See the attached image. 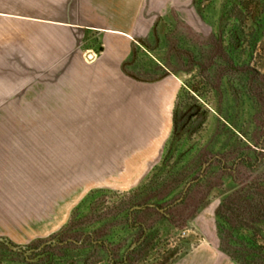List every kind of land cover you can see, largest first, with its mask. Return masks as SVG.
Wrapping results in <instances>:
<instances>
[{"label": "crops", "instance_id": "0c3cea01", "mask_svg": "<svg viewBox=\"0 0 264 264\" xmlns=\"http://www.w3.org/2000/svg\"><path fill=\"white\" fill-rule=\"evenodd\" d=\"M146 5L0 0L1 151L22 155L24 168L39 170L43 183L57 179L60 189L45 219L34 218L45 227L40 233L59 235L92 192L137 189L163 158L183 84L171 72L145 79L135 66L136 46L146 37L141 30L155 22ZM88 51L96 61L86 60ZM4 201L2 194L0 224ZM36 233L28 232L34 239ZM174 264L239 263L216 241Z\"/></svg>", "mask_w": 264, "mask_h": 264}, {"label": "rangeland", "instance_id": "374dc122", "mask_svg": "<svg viewBox=\"0 0 264 264\" xmlns=\"http://www.w3.org/2000/svg\"><path fill=\"white\" fill-rule=\"evenodd\" d=\"M212 1L201 16L193 0H146L145 14L156 16L152 17L155 22L151 29L146 26L141 30L146 37L140 46H136L135 66L145 79L171 72L180 78L183 85L177 104V134L171 139L163 162L149 175L141 189L129 193L92 194L73 214L63 233L48 236V232L40 233L45 227L36 219H45L44 215L53 210L60 191L58 180L51 179V185L46 181L43 183L38 176L39 170L23 167L27 163L22 155L17 158V155L2 152L0 147V196L3 194L5 198L0 237L9 239L11 246L19 248L15 250L0 242V264H72V261L82 264L92 254L89 263L127 264V253L145 237L147 227L153 228L156 249L135 264L175 261L201 243L217 241L220 247L215 213L224 198L223 193L233 186L230 174L221 181L224 183L221 189L212 190L210 202L190 221L172 217H178L185 210V204L176 205L186 195L189 185L203 176L216 156L221 158L218 153L228 149L223 150L225 145L231 144L227 140V129L236 132L241 140L240 148L250 146L252 152H264L255 143L264 138V113H261L255 99L248 100L242 92L238 93L241 87L237 75L225 76L218 90L202 83L209 72L205 57L210 61L212 55L209 47L206 44L201 47V43L217 31L223 3V0ZM170 12L174 16L167 20L166 33L171 34L180 22L185 25L178 30L182 44L175 48H170L162 33L159 36L153 34L155 23L166 19ZM158 62L165 68L158 69ZM252 66L264 71V38L253 56ZM192 87H197L200 92L193 93ZM193 106L199 107V112L193 111L197 116L191 117L190 107ZM2 108L6 109L0 107V110ZM218 168L216 166L212 171L218 172ZM174 173L188 176L185 183L164 188L162 195L165 200L160 202L155 195L164 184L173 182L171 176ZM12 196L16 201L10 200ZM189 211L187 215L192 214ZM12 212L17 217H11ZM17 219L21 223L12 224ZM31 230H36V239L28 234ZM85 240L87 243L79 247ZM69 244H73L70 250L60 249ZM93 244L98 245L97 249L94 250ZM60 255H69L72 259H62ZM245 264L252 263L248 261Z\"/></svg>", "mask_w": 264, "mask_h": 264}, {"label": "trees", "instance_id": "16d2710c", "mask_svg": "<svg viewBox=\"0 0 264 264\" xmlns=\"http://www.w3.org/2000/svg\"><path fill=\"white\" fill-rule=\"evenodd\" d=\"M193 1L201 16H204L209 4L213 2L212 0ZM173 14V12H170L166 19L156 22L153 28V34L159 36L158 34L162 33L165 41L170 44V48L179 47L182 44L178 30L180 27L185 26L180 22L171 34L166 33L167 20L173 18ZM219 16L217 31L203 39L201 43V47L205 44L209 47L212 55L210 61L205 57V62L209 63L206 67L209 72L206 77H203L202 83L218 90L221 88L225 76L237 75L241 87L240 90H237L238 93L242 92L248 100L255 99V102L260 106L261 113H264V71L252 66L253 56L257 52L260 41L264 38V0H223ZM185 30L188 31V28H185ZM205 53L203 54L205 55ZM191 91L195 94L200 92L197 87H192ZM179 96L174 111L173 131L159 165L164 160L171 139L179 129L177 119ZM190 109L191 112H199L197 106L190 107ZM197 113L193 112L191 117L197 116ZM186 121L188 122V118ZM227 131V140L231 144L224 146L223 150L227 147L228 149L223 153H218V156L221 155L223 159L216 156L209 163L203 176L197 177L196 182L189 185L186 195L176 205L180 207L185 204V210L178 217L173 216L172 219L177 218L183 222H188L198 215L210 202L209 195L212 190L221 189L224 185L221 181L230 174V177L233 178V186L223 193L224 198L215 213L217 235L220 240L219 248L221 252L239 264H245L248 261L252 264H264V152L256 153V150L252 152L250 146L240 148L241 140H239L236 132L229 129ZM255 143L257 148L264 150V138ZM159 165L152 172L157 170ZM216 166H219L218 172L212 171ZM187 176L188 174H172L173 182L164 184L162 189L156 193L155 198L160 199V202L164 201L163 191L175 184L178 186L185 183ZM239 179L241 181L238 182ZM146 180L137 188L138 190L143 187ZM96 192L104 191L92 192L86 199ZM83 202L73 211L72 216ZM187 211H192V214L187 215ZM65 227L60 234L64 232ZM152 230V227H147V232L146 230L144 232L145 237L133 250L127 253V264H135L156 249ZM86 243V240L83 241L79 247ZM72 245L62 246L60 249L66 252L71 249L70 246ZM92 247L95 250L98 245L93 244ZM54 256L57 255L54 254ZM60 256L62 259H72V256L69 255ZM89 257H93V254ZM89 257L88 259H90ZM88 259H85L82 264H94L89 263ZM177 260H166L165 264H174ZM72 264L77 263L72 261Z\"/></svg>", "mask_w": 264, "mask_h": 264}, {"label": "built area", "instance_id": "2783aa9c", "mask_svg": "<svg viewBox=\"0 0 264 264\" xmlns=\"http://www.w3.org/2000/svg\"><path fill=\"white\" fill-rule=\"evenodd\" d=\"M85 57H86V60L88 62H94L97 60V57H98V54L96 52H93V51H88L86 54H85Z\"/></svg>", "mask_w": 264, "mask_h": 264}, {"label": "water", "instance_id": "95a60500", "mask_svg": "<svg viewBox=\"0 0 264 264\" xmlns=\"http://www.w3.org/2000/svg\"><path fill=\"white\" fill-rule=\"evenodd\" d=\"M139 209H143V208H139ZM6 244L9 245L11 248H13V249H15V250H19V248H15V247L11 246L9 243H6ZM136 246H137V244H134V245L132 246V249L135 248Z\"/></svg>", "mask_w": 264, "mask_h": 264}]
</instances>
